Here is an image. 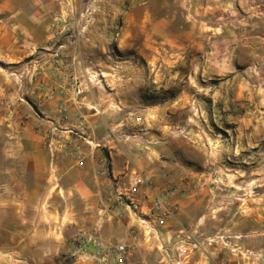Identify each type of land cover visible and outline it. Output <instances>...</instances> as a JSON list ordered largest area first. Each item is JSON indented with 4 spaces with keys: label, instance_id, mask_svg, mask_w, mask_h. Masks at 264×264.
<instances>
[{
    "label": "rangeland",
    "instance_id": "374dc122",
    "mask_svg": "<svg viewBox=\"0 0 264 264\" xmlns=\"http://www.w3.org/2000/svg\"><path fill=\"white\" fill-rule=\"evenodd\" d=\"M50 1L55 8L57 0ZM58 2L73 13L61 24L108 27L94 33L105 45L87 71L90 85L105 90L102 77L117 66L137 74L136 91L125 92L133 136L128 142L140 146L150 135L164 138L157 144L163 158L187 169L178 171L177 182L191 181L204 197L199 225L191 230L197 245L184 264H264V140H257L261 132L248 139L239 129L246 120L264 127V0ZM34 59L0 60V71L13 78L0 110V264H110L98 258L91 236L100 235L106 251L146 236L128 210H119L127 180L115 183L117 193L111 188L114 193L95 200L105 202L104 209L87 208L82 199L67 202L65 194L55 193L67 182L55 169L30 171L3 151L31 117L38 134L67 139L60 127L52 132L56 123L43 127L49 118L35 98L33 70L25 72ZM74 129L70 135L79 137ZM101 185L95 179L94 186ZM146 233L151 247L139 244L142 255L146 251L152 264H164L157 232ZM142 255L130 258L145 264Z\"/></svg>",
    "mask_w": 264,
    "mask_h": 264
},
{
    "label": "crops",
    "instance_id": "0c3cea01",
    "mask_svg": "<svg viewBox=\"0 0 264 264\" xmlns=\"http://www.w3.org/2000/svg\"><path fill=\"white\" fill-rule=\"evenodd\" d=\"M57 2L55 8H51L50 0H0V60L19 63L26 56L35 54L34 64L28 66L25 72L33 70L30 79L33 80L35 98L49 118L42 123L43 127L48 126L50 122L56 123L64 129L62 135L67 139L58 136L49 147L46 134L36 132L38 121L31 117L26 125L20 128L18 135L6 141L3 151L7 158L25 161V167L30 171L55 169L56 175L67 180L55 193L65 194L67 202L74 198L82 199L87 208L92 206L94 209H104L102 207H105V202L96 203L95 200L114 193L117 186L115 183L119 186L122 180H127L124 187L127 189L130 176L136 171L143 173L149 185L144 186L138 196L143 203V212L151 223L154 219L150 215V194L152 195L154 191L155 194H163L169 185L177 182L178 171H187L186 166L177 160L175 164L179 167H176L163 158L162 145L166 142L164 138L150 135L148 143L140 146L128 142L133 140V136L129 132V129H132L130 118L124 111L128 105L125 92L136 91L138 84L136 73H123L121 66L114 67L113 71L102 77L105 90L92 83L80 98V105L70 99L68 88L70 80L78 78L83 82L88 81L86 77L87 71L91 68L90 64L98 63L97 49L105 45V41L97 38L94 33H106L108 27L67 24L70 33L68 31H63L66 34L55 33L51 23L56 21L61 28L63 26L61 22H65L73 15L71 10L59 7ZM89 48L94 50L89 51ZM16 79L22 80L18 74ZM12 80L9 71L6 69L0 71V110H5L2 101ZM67 101L71 106V112L65 116L60 112V106ZM78 112L83 114L82 119L77 117ZM13 126L17 129L20 127L14 122ZM260 126L257 124L250 127L246 120L241 122L239 129L247 131L248 139H253L250 133L261 132L262 135L257 137L260 141V138L264 140V127L261 124ZM74 128H79V133H82L79 134L80 138L70 135L69 132L75 130ZM250 129H253V132H250ZM76 140L80 141L84 151L82 162L75 155L67 152V147H73ZM185 140V138L181 139V143L178 144H185ZM170 171L177 173L171 174L172 177L166 182ZM95 179L100 180L102 185L94 186ZM185 180L182 181L183 186L179 187L177 193L168 196L170 202L179 203L177 216L167 219L164 223L151 224L155 228L150 230L158 234V247L163 250L164 264H173L167 260V254H172L171 250H174L171 241L176 230L180 226L197 230L199 225L198 214L204 197L199 198L198 188L192 185L191 181L189 183ZM119 188L121 192V186ZM50 192L48 191L49 194ZM115 193H117L116 189ZM130 215L132 222L135 220L139 226L145 228L144 240L139 239V243L138 240L136 243L135 252L139 256L143 251L140 245L151 247L150 243L147 244L146 233L150 230L146 225L140 224L132 214ZM144 253L142 255L146 262L144 263L152 264L150 256L146 251Z\"/></svg>",
    "mask_w": 264,
    "mask_h": 264
},
{
    "label": "built area",
    "instance_id": "2783aa9c",
    "mask_svg": "<svg viewBox=\"0 0 264 264\" xmlns=\"http://www.w3.org/2000/svg\"><path fill=\"white\" fill-rule=\"evenodd\" d=\"M53 28L55 33L68 30L67 24L63 23V26L59 28L57 22L53 23ZM91 81L92 78H89V82ZM89 82H83V80L78 78L70 80V83L68 84V88L70 89L69 97L73 102L79 104L80 98L89 87ZM60 112L65 116L70 114L71 106L69 101L63 103L60 106ZM77 117L82 119L83 114L78 112ZM138 120H140V117ZM58 128V124H53L52 132L58 130ZM56 137L57 136L53 134L47 136L49 147L53 145V140L56 139ZM67 152L75 155L81 162L84 160L82 144L79 140L74 142L73 147H67ZM181 184L182 182H173L171 185H169L167 190H164L163 194H155V191L152 189L154 193L152 192V195L150 194V196L147 195L151 198L150 215L152 216L151 218L154 219V221H151L150 223V221L144 215L143 203L138 196L143 187L149 185V181L143 173L136 171L130 176L129 185L121 196V206L119 207V210L121 213L128 210L130 214H132L140 222V224L146 225L148 229H153L155 228L153 225H151L153 222L164 223L167 219L175 218L177 216V213L180 209L179 203L170 202L168 196L171 193H177ZM90 239L98 247L97 254L99 259L101 258L103 261L110 264H138L136 261H133L130 258L136 249L135 239L132 241V244L125 242L119 243L109 251H106L108 249H106L107 245L100 235L91 236ZM171 242L172 247H174L175 255L168 253L167 260L173 264H184V260L188 257L192 247L197 245L194 232L185 228L184 226H180L179 229L176 230Z\"/></svg>",
    "mask_w": 264,
    "mask_h": 264
},
{
    "label": "bare ground",
    "instance_id": "6f19581e",
    "mask_svg": "<svg viewBox=\"0 0 264 264\" xmlns=\"http://www.w3.org/2000/svg\"><path fill=\"white\" fill-rule=\"evenodd\" d=\"M261 120H262V119H261ZM261 120H260V121H261ZM248 121H249V120H248ZM259 126H260V124H259ZM255 127H256V126H255ZM257 127H258V126H257ZM260 128H261V126H260ZM256 129H257V128H256Z\"/></svg>",
    "mask_w": 264,
    "mask_h": 264
}]
</instances>
